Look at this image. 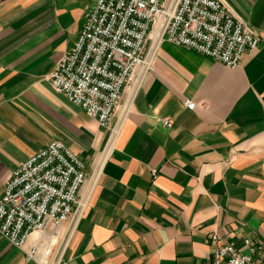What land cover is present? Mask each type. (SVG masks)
<instances>
[{
    "label": "crops",
    "instance_id": "crops-1",
    "mask_svg": "<svg viewBox=\"0 0 264 264\" xmlns=\"http://www.w3.org/2000/svg\"><path fill=\"white\" fill-rule=\"evenodd\" d=\"M225 1L261 35L254 54L232 68L160 40L112 136L50 80L94 0H0V198L53 140L89 178L101 170L54 264H198L224 242H264V0ZM0 264L38 263L0 234Z\"/></svg>",
    "mask_w": 264,
    "mask_h": 264
},
{
    "label": "built area",
    "instance_id": "built-area-1",
    "mask_svg": "<svg viewBox=\"0 0 264 264\" xmlns=\"http://www.w3.org/2000/svg\"><path fill=\"white\" fill-rule=\"evenodd\" d=\"M163 39L235 68L245 55L254 54L261 35L225 0H94L77 40L50 75L52 87L113 136L123 95L140 85ZM185 104L192 110L196 106L192 100ZM163 121L172 125L171 118ZM93 176L89 178L79 154L53 140L24 160L6 182L0 234L42 264L47 241L64 231L65 242L84 214ZM218 238L214 233L208 240ZM198 264H264V242L250 237L242 245L224 242Z\"/></svg>",
    "mask_w": 264,
    "mask_h": 264
},
{
    "label": "bare ground",
    "instance_id": "bare-ground-1",
    "mask_svg": "<svg viewBox=\"0 0 264 264\" xmlns=\"http://www.w3.org/2000/svg\"><path fill=\"white\" fill-rule=\"evenodd\" d=\"M118 127H119V125H118ZM118 127H117L116 131L118 130ZM116 131H115V133H116ZM100 172H101V170L95 172L90 184L87 187V190H86L85 196H84L85 203L87 202L88 197H89L91 191L94 188V185H95V183H96V181L98 179V176H99ZM36 234L37 233H35L34 235H36ZM51 250H52V245L50 243H46L44 248L41 249V251H42L41 262H43L47 258V256L51 253Z\"/></svg>",
    "mask_w": 264,
    "mask_h": 264
},
{
    "label": "rangeland",
    "instance_id": "rangeland-1",
    "mask_svg": "<svg viewBox=\"0 0 264 264\" xmlns=\"http://www.w3.org/2000/svg\"><path fill=\"white\" fill-rule=\"evenodd\" d=\"M63 230H65L63 228ZM64 234V231H61L59 237L56 239V242L54 244V247H53V251L51 252L50 256H49V259H48V262L47 264H54V261L56 259V257L58 256L63 244H64V239L65 237L63 236ZM49 239V238H47Z\"/></svg>",
    "mask_w": 264,
    "mask_h": 264
}]
</instances>
